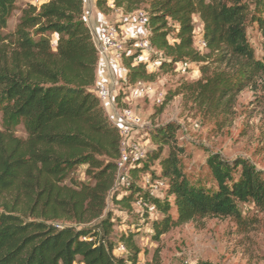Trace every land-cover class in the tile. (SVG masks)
Listing matches in <instances>:
<instances>
[{"label": "trees", "instance_id": "16d2710c", "mask_svg": "<svg viewBox=\"0 0 264 264\" xmlns=\"http://www.w3.org/2000/svg\"><path fill=\"white\" fill-rule=\"evenodd\" d=\"M247 1L96 0L95 5L106 16L113 11L129 15L147 5L149 41L164 57L158 70L173 72L179 63H194L205 74L210 65L223 67L208 76L198 95L213 91L221 77L217 99L226 104L264 77V55L256 58L247 40ZM16 2L0 0V113L5 120L0 131V264H137L135 232L119 238L126 254H115L118 245L108 239L115 222L105 213L107 200L129 213L138 200L152 203L158 214L151 226L155 242L195 220L238 222L239 204L252 203L264 213V178L246 160L230 163L214 155L207 160L214 188L190 182L180 168L184 151L172 123L149 131L156 149L129 170L128 185L117 194L120 135L91 92L98 51L83 19V0H50L39 8L29 4L15 31L5 33ZM257 5L261 14L252 20L264 53V0ZM195 14L202 24L204 53L194 48ZM170 34L175 35L172 44ZM134 57L131 51L121 60L127 85L152 82L155 75L142 63L133 65ZM180 93L168 92L158 111ZM121 98V93L115 97L118 107ZM18 124L24 139L12 132ZM154 162L156 179L165 187L162 199L149 198L138 186ZM81 166L87 184L70 178ZM142 216L146 221L148 214ZM153 259L158 260V252Z\"/></svg>", "mask_w": 264, "mask_h": 264}, {"label": "rangeland", "instance_id": "374dc122", "mask_svg": "<svg viewBox=\"0 0 264 264\" xmlns=\"http://www.w3.org/2000/svg\"><path fill=\"white\" fill-rule=\"evenodd\" d=\"M34 0H17L10 13L5 33L15 31L21 19V11ZM259 0H248V20L246 23L247 40L256 58H262V39L252 20V16L261 14L257 5ZM147 5L142 6L145 12ZM194 31L202 30L197 14L192 16ZM177 28L175 24L170 23ZM198 34V33H197ZM195 34L197 38L198 35ZM199 34H201L199 32ZM197 35V36H196ZM53 47L57 37H50ZM175 35L170 34L167 41L174 43ZM130 50L134 52L131 46ZM194 48L198 45L194 41ZM204 53V49L200 50ZM152 59H161L160 53L152 54ZM220 69L210 65L202 74L200 65L179 63L173 72L155 71L152 82L146 83L149 95L141 97L126 90L131 99V108L149 131L172 123L177 126L176 140L184 154L180 157V168L192 183L207 188H214V182L207 167V160L216 155L222 161L233 162L237 159L248 161L264 178V77L238 94L225 104L217 99L221 88V77L214 83L213 91L199 97V92L207 82L208 76L219 74ZM226 70V69H225ZM226 74V73H225ZM181 92L160 111L159 108L168 92ZM207 91V89H206ZM160 100V101H158ZM5 129V120L0 113V131ZM15 137L24 139L26 133L21 124L12 128ZM156 146L149 141L143 150L153 152ZM167 150H164L165 156ZM86 167H78L70 176L77 183L87 184L90 179L85 174ZM158 162L150 164L147 174L141 175L138 181L143 194L149 198L162 199L165 187L159 179ZM154 177V178H153ZM129 179L120 177L115 184V192L123 194ZM153 194V195H151ZM143 201V200H142ZM171 202V201H170ZM240 220L200 219L172 228L158 242L152 240V221L158 214L142 219V213L136 205L129 213L107 200L106 211L113 218L115 225L109 241L118 245L119 238L128 232H135L134 242L140 253L137 264H264V213L257 210L252 203L239 204ZM172 218L175 212L170 211ZM62 225H69L61 222ZM92 222L88 225L94 226ZM158 252V260L153 257ZM117 256H124L115 250Z\"/></svg>", "mask_w": 264, "mask_h": 264}, {"label": "built area", "instance_id": "2783aa9c", "mask_svg": "<svg viewBox=\"0 0 264 264\" xmlns=\"http://www.w3.org/2000/svg\"><path fill=\"white\" fill-rule=\"evenodd\" d=\"M49 1L50 0H34L31 5L39 8ZM119 13L122 14L121 12ZM136 14L137 21L144 27V32L138 30L132 32V48L135 49L133 65L142 63L144 64L146 72L151 74L159 69L161 59L156 58L153 60L151 57L152 54H157L159 52L152 48L149 41L150 33L149 35L147 33L149 30L148 14H145L142 11H136ZM145 24H147V27ZM120 31L121 30L118 25H108L98 33L96 36L98 56L102 57L109 52L112 53L115 60L121 61L124 54H131V51L127 50L126 47L127 41L123 36H121ZM199 32L201 34H199ZM195 34L198 35L197 38L195 37ZM194 41H196L199 51L205 48L201 29H198L197 32L194 31ZM123 84L125 91L122 92L121 90L119 92L122 94L120 107L115 104L117 108V115L111 123L118 129L120 135V157L117 161V179L121 177L124 181L128 178L129 170L138 162L145 159L147 153L143 150V148L149 141V133L146 130L147 124L143 122L131 108H129L131 99L126 95V90L141 97L148 96L149 90L146 87V83L142 81H138L131 86L127 85L126 77L123 79ZM95 95L99 102L103 104L111 100L112 91L105 87H98L95 91ZM134 205L138 207L142 214L144 212H146L148 216H153L155 214V206L152 203H146L142 200H138ZM83 240H86V238H83ZM116 250L121 252L123 255L126 254V250L121 244L117 246ZM74 264L79 263L75 262Z\"/></svg>", "mask_w": 264, "mask_h": 264}, {"label": "crops", "instance_id": "0c3cea01", "mask_svg": "<svg viewBox=\"0 0 264 264\" xmlns=\"http://www.w3.org/2000/svg\"><path fill=\"white\" fill-rule=\"evenodd\" d=\"M95 4L96 0H83V19L90 30L96 48L98 47L96 42V36L98 33L108 25H118L121 30V36L127 41V50L131 51L129 46L132 47L133 45L131 40L132 32L135 30L144 32L143 25L137 21L136 12L129 15H123L117 11H113V13L106 16L96 9ZM109 5L112 8L111 2ZM145 26L147 27V24H145ZM147 33L149 35V30ZM125 77L126 71L122 67L121 61L115 60L112 53L108 52L102 57L98 56L95 84L91 88V92L95 95V91L98 87H105L112 91L111 100L103 104L100 103L110 122H112L117 115L115 96L121 90L122 92L125 91L123 84V79Z\"/></svg>", "mask_w": 264, "mask_h": 264}]
</instances>
